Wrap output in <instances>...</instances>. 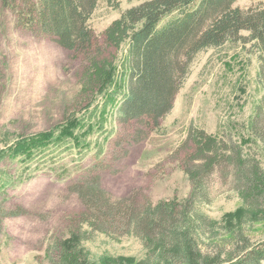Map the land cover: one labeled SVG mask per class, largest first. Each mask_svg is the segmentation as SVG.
Listing matches in <instances>:
<instances>
[{"label": "trees", "instance_id": "trees-1", "mask_svg": "<svg viewBox=\"0 0 264 264\" xmlns=\"http://www.w3.org/2000/svg\"><path fill=\"white\" fill-rule=\"evenodd\" d=\"M99 1L1 0L22 25L82 60L86 100L77 111L81 118L64 119L0 151V197L37 171L62 181L82 173L68 188L83 211L75 219L71 240L53 248L58 264H90L83 259L82 244L92 233L140 239L150 253L143 264H264V245L253 247L243 235L240 250L227 260L204 255L201 244L211 239L214 227L198 209L209 201L205 180L218 168L235 170L244 184L239 188L243 196H264V169L247 148L264 142V4L241 9L235 6L238 0H149L125 10L105 30L101 43L89 25ZM228 43L251 44L259 55L263 96L246 128V141L237 143L191 126L179 148L185 155L181 168L192 187L185 201L152 209L147 198L143 209L133 196L114 199L102 185L98 166L83 165L93 146L96 161L102 155L91 137L108 135L105 116L114 114L116 145L144 141L173 110L195 57ZM124 45L128 56L119 63Z\"/></svg>", "mask_w": 264, "mask_h": 264}, {"label": "rangeland", "instance_id": "rangeland-1", "mask_svg": "<svg viewBox=\"0 0 264 264\" xmlns=\"http://www.w3.org/2000/svg\"><path fill=\"white\" fill-rule=\"evenodd\" d=\"M146 1L100 0L89 25L102 43L105 30L125 10ZM262 4L264 0H238L235 6L248 9ZM127 56L124 45L118 62ZM259 66V55L251 44L228 43L200 52L158 131L140 143L119 146L114 143L118 136L114 114H107L108 135L91 137L102 155L96 161L93 146L83 165L98 166L102 185L114 199L133 196L143 209L148 200L152 209L160 203L185 201L192 187L181 168L185 155L179 148L188 130L194 126L209 135L246 141V128L263 96ZM82 69L80 58L33 33L0 0V151L47 132L64 119L81 118L77 111L86 100ZM247 148L264 169V142ZM81 174L62 181L37 171L33 178L1 194L0 264H58L53 248L71 240L75 219L83 211L80 199L68 188ZM239 178L233 168H218L205 180L209 201L198 204V209L214 228L211 239L201 244L204 255L219 254L227 260L243 245L241 235L253 247L264 245V196H243ZM148 251L132 235L92 233L82 244L83 259L90 264H143Z\"/></svg>", "mask_w": 264, "mask_h": 264}]
</instances>
